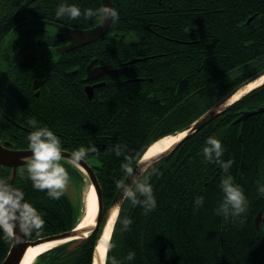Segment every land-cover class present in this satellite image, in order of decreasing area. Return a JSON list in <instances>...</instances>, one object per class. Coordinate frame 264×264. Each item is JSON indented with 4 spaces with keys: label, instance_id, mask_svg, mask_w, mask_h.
<instances>
[{
    "label": "trees",
    "instance_id": "obj_1",
    "mask_svg": "<svg viewBox=\"0 0 264 264\" xmlns=\"http://www.w3.org/2000/svg\"><path fill=\"white\" fill-rule=\"evenodd\" d=\"M35 2L40 3L39 18L81 21L54 17L51 0ZM114 7L118 19L111 18L107 32L85 46L86 60L97 57L111 68L104 85L82 103L49 98L39 106L40 121L52 125L65 150L90 142L96 146L84 159L96 174L104 210L125 177L121 165L126 154L128 162H134L132 154L187 127L264 68V0H118ZM85 20L89 26L100 18ZM263 103L264 83L152 164L148 171L157 205L145 211L141 204L122 202L109 238L114 246L106 248L104 264H111L112 257L118 264H264V227L254 225L256 213L264 211V194L257 190L264 182V112L233 122L241 110ZM6 132L0 128V138L7 137ZM209 135L221 139L223 159L233 160L229 171L248 198L241 214L225 216L218 210L222 170L215 161L205 160L202 151ZM7 138L23 146L19 135ZM116 145L121 146L119 155L113 150ZM65 164L77 175L78 168ZM11 184L24 190V198L45 219L28 239L68 230L80 221L78 202L65 190L53 198L47 189L34 188L25 168H19ZM197 195L204 196L199 206L194 202ZM124 218L130 223L124 224ZM96 234L72 251L66 249L68 242L53 246L32 264H92ZM11 241L0 238V262Z\"/></svg>",
    "mask_w": 264,
    "mask_h": 264
},
{
    "label": "flooded vegetation",
    "instance_id": "obj_2",
    "mask_svg": "<svg viewBox=\"0 0 264 264\" xmlns=\"http://www.w3.org/2000/svg\"><path fill=\"white\" fill-rule=\"evenodd\" d=\"M24 1L3 0V4H0V128L7 130V137L15 138L19 135V143L23 146L13 145L14 142L7 137H1L0 141L14 149L29 148L27 137L33 127L52 126L40 121L41 100L52 98L66 104L82 103V98L92 99L95 96L97 89L104 85L111 72L108 64L101 62L97 57L86 60L85 46L93 41L68 48L69 41L56 35L61 31L60 26L73 29L92 27L93 25L88 26V21L85 20L87 16L77 17L81 21L74 24L39 18L36 9L40 3H33L35 0H31L19 9ZM51 1L53 2L50 8L55 17L58 4H55L54 0ZM157 1L162 3V0ZM77 2L83 11L86 7H99L102 0ZM111 2L114 6L118 0ZM23 11H26V14H23ZM168 27L161 28L167 30ZM154 34L158 36L157 33ZM163 38L168 39L165 36ZM91 61L93 63L89 65ZM103 65H106V72L102 68ZM261 118H264V115ZM12 129H16V133L12 132ZM61 163L66 167L67 162ZM22 167L26 169V164L17 166L16 172ZM10 170L9 166L4 165L0 170V179L10 181ZM71 170L75 171L73 167Z\"/></svg>",
    "mask_w": 264,
    "mask_h": 264
},
{
    "label": "clouds",
    "instance_id": "obj_3",
    "mask_svg": "<svg viewBox=\"0 0 264 264\" xmlns=\"http://www.w3.org/2000/svg\"><path fill=\"white\" fill-rule=\"evenodd\" d=\"M81 15L100 19L110 17L115 20L118 19L119 12L103 0L99 7H86L83 11L77 0H61L56 6V17L75 19ZM32 123L35 125L34 120ZM27 139L31 155L26 157L25 161L32 186L37 189H47L48 196L59 198L69 184V173L61 163L63 145L60 135L53 128L42 125L33 127ZM95 150L96 146L91 142L88 145L81 144L71 151L70 159L78 164L87 153ZM113 150L119 155L121 146L116 145ZM202 151L205 160L215 161L222 170L220 178L222 196L218 210L225 216L229 213L238 215L245 212L248 198L242 185L235 182L229 171L233 163L232 158L223 159L225 148L221 139L214 135L207 136ZM132 155L135 156L134 162H128L129 157L126 154L125 161L121 165L126 179L119 184L121 195L114 202L113 207L119 209L123 201L129 200L133 204L143 205L144 210L149 211L157 205L148 171L157 154L152 151H142ZM257 190L264 194V182L258 183ZM24 197L25 192L22 188L14 187L9 181L0 179V238H11L19 242L34 230H40L45 224L41 211ZM203 201L204 196L197 195L194 202L199 206ZM113 215L119 217V212H114ZM122 222L128 224L130 220L124 218ZM105 243L109 249L114 246L111 240ZM111 264H118L115 257L111 258Z\"/></svg>",
    "mask_w": 264,
    "mask_h": 264
},
{
    "label": "water",
    "instance_id": "obj_4",
    "mask_svg": "<svg viewBox=\"0 0 264 264\" xmlns=\"http://www.w3.org/2000/svg\"><path fill=\"white\" fill-rule=\"evenodd\" d=\"M3 1V0H0ZM31 0H25L23 4L19 6V9L26 6ZM104 3L112 5L111 0H103ZM111 21V18H104L100 19L98 23L93 25L92 27H88L85 29H73L65 26H60V32L56 35L69 41L68 48L74 47L79 44H85L92 41L97 40L101 36H103L109 26V23ZM134 59L133 61H135ZM93 61L89 63L91 65ZM88 65V66H89ZM102 68L104 69V72H106L107 68L106 65H103ZM264 74V68L256 72L254 75L237 85L234 89H232L229 93L221 97L219 100H217L210 108H208L205 112H203L201 115H199L196 119H194L187 127L176 131L171 134L183 132V135L174 142L170 147L165 149L164 151H161L157 153L154 162L159 159L161 156L167 154L170 152L182 139L187 137L188 135L192 134L193 132L199 130L204 125H206L210 120H212L215 116H217L222 110H224L228 105H230L235 100L239 99L241 96L249 92L250 90L254 89L255 87L261 85L264 83V80L247 89L243 93H241L238 97L235 99L231 98L235 93H237L240 89L244 88L248 83L255 80L259 76H262ZM90 95V92H89ZM264 111V103L259 105L257 108L254 109H243L239 113V115L234 119L233 122H237L240 120H243L247 116L251 114H256ZM9 142H5V144H8ZM71 152L63 149L62 151V158L66 161L74 164L77 166L82 172L85 173L86 177L89 180V184L93 187L94 193H95V200H96V209L94 212V217L92 223L89 224H83L80 225L78 222L74 227L61 231L58 233L38 237L36 239H28L27 236L23 237L19 242L12 239L10 247L3 258V260L0 262V264H20L25 251L29 246H33L39 243L43 242H51V241H58V244L68 242L66 249L67 251L74 250L79 243L82 242L83 239L88 237L92 232L97 230L96 239H95V245L93 250V257H92V264L94 259L97 258L99 263V252L97 251V247L100 241V238L103 234L105 225L107 223V220L109 218L110 211L114 208L113 204L115 201H117L121 195V189L120 186L117 188L115 194L113 195L108 207L104 210L103 204H102V198H101V188L98 183L96 174L91 167V165L86 161V159H82L78 164L74 163L70 159ZM31 155V149L25 148V149H14L11 147H8L7 145H4L0 141V170L4 165H7L11 168L10 170V183L13 179V176L16 172L17 166H21L26 164L25 158ZM126 179V176L122 181ZM116 209V208H115ZM118 209H116V212ZM116 217V216H115ZM115 220V219H114ZM254 225L256 228H259L260 225L264 227V211H258L254 217ZM113 227V226H112ZM57 244V245H58ZM56 246V245H54ZM107 248V247H106ZM106 255V253H105ZM105 262V259H104ZM103 262V264H104Z\"/></svg>",
    "mask_w": 264,
    "mask_h": 264
},
{
    "label": "bare ground",
    "instance_id": "obj_5",
    "mask_svg": "<svg viewBox=\"0 0 264 264\" xmlns=\"http://www.w3.org/2000/svg\"><path fill=\"white\" fill-rule=\"evenodd\" d=\"M264 80V74L262 76H259L255 80L251 81L248 83L244 88L240 89L237 93L233 95L232 99H235L238 97L241 93L246 91L247 89L261 83ZM183 135V132L175 133V134H165L155 140H153L146 148L144 151H152L154 153H159L161 151H164L168 147H170L174 142H176L181 136ZM84 216L83 220L80 222L82 223L85 219H88L93 216L95 209H96V200H95V193L93 190V187L88 184L86 191H85V197H84ZM116 212V209L113 208L110 211L109 218L107 220V223L105 225L103 234L100 238L97 251L99 252V263L97 258L94 259L93 264H103L104 259H105V253H106V241L109 240L110 233L112 230V226L114 224V219L115 215L113 213ZM59 242L58 241H51V242H43L39 243L33 246H29L27 250L24 253V256L20 262V264H32L36 256L45 251L46 249H49L53 247L54 245H57Z\"/></svg>",
    "mask_w": 264,
    "mask_h": 264
},
{
    "label": "rangeland",
    "instance_id": "obj_6",
    "mask_svg": "<svg viewBox=\"0 0 264 264\" xmlns=\"http://www.w3.org/2000/svg\"><path fill=\"white\" fill-rule=\"evenodd\" d=\"M61 162H67V161L61 160ZM68 173H69V184L66 186L64 190L72 202H78L80 204V221H79L80 223L83 220V216L85 212L84 197H85V191L87 185L89 184V180L86 177L85 173L82 171L76 172L77 175H80V178H77L75 172L68 171ZM93 217L94 215L88 219H85L82 223H80V225L92 223Z\"/></svg>",
    "mask_w": 264,
    "mask_h": 264
}]
</instances>
